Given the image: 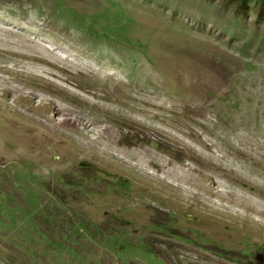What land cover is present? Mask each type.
Wrapping results in <instances>:
<instances>
[{
  "label": "rangeland",
  "instance_id": "1",
  "mask_svg": "<svg viewBox=\"0 0 264 264\" xmlns=\"http://www.w3.org/2000/svg\"><path fill=\"white\" fill-rule=\"evenodd\" d=\"M0 75L92 114L0 88V264H264V0H0Z\"/></svg>",
  "mask_w": 264,
  "mask_h": 264
},
{
  "label": "bare ground",
  "instance_id": "2",
  "mask_svg": "<svg viewBox=\"0 0 264 264\" xmlns=\"http://www.w3.org/2000/svg\"><path fill=\"white\" fill-rule=\"evenodd\" d=\"M48 52H46L47 54L45 55H48L47 57H45L46 59H43V58H33V59H30L29 62L36 65V64H39L41 66V69H39V72H33V75L37 76V77H42V78H46L48 79L49 81H52V83L54 82H57L58 84H62V86L64 87V89H68L70 92H73V93H77L76 90L78 89V87H80L84 92L82 94H79L80 96H84L86 97V94L87 93H91L92 96H93V100H97V99H101L104 100L107 95H103L102 93H97V92H92L90 89H88L86 86H78L77 87H72V88H69L68 83L66 84H63L61 82L62 81H67V82H70L69 81V78L70 76H67L65 75L60 69L57 68L56 66V61L58 60H55L56 56L54 55V52L52 51H49L47 50ZM83 59V58H82ZM74 67L76 70H79L80 68H83L81 67L79 64L77 63H74V65L72 66ZM63 70V68H61ZM103 69V68H102ZM101 70V69H100ZM108 70V69H107ZM58 72L60 73L58 75ZM106 72V71H105ZM104 72V73H105ZM95 73V72H94ZM99 73V72H98ZM102 73V72H100ZM108 73V72H107ZM106 73V74H107ZM105 74V75H106ZM97 76V75H96ZM41 79V78H40ZM60 79V81L58 80ZM10 80L9 79H6L5 77H3L2 75H0V88L10 92V93H21L22 95H25L27 97H29L30 99H33L34 101H36L37 103H40V102H44L48 105H50L52 108H54L56 111H61V112H66V113H69V125H74L75 123V120L78 121L79 124H84V122L86 120H88L86 118V115H92L91 113H89L88 111H83V115L81 113H78L77 111H75V106L72 101H69V100H66V99H63L62 97H60L58 94H52L50 93L49 90H47L46 88H44L43 86H40V85H37L36 87H32V86H29L27 84H23V83H17V84H13V83H10L9 82ZM72 81V80H71ZM48 82V81H47ZM71 83V82H70ZM29 84V83H28ZM51 84V82H50ZM56 84V83H55ZM53 85V84H52ZM77 88V89H75ZM92 88V87H91ZM99 89V88H97ZM138 89V88H137ZM101 90V88H100ZM106 91V90H105ZM140 90H135V93L136 95H133V99L134 100H140L141 97H138L139 94H137ZM145 93V92H144ZM47 95H51V97H48ZM154 95V94H153ZM26 97V98H27ZM132 97V96H131ZM149 99V97L147 98ZM146 99V100H147ZM153 100V99H152ZM145 102V101H144ZM151 102V101H150ZM100 103V102H99ZM127 103V102H126ZM148 103V102H147ZM152 103V102H151ZM89 104V102H88ZM149 104V103H148ZM95 105V104H94ZM138 105V104H137ZM143 105V104H142ZM70 106L72 108H70ZM99 106V105H98ZM138 107V106H137ZM140 107V106H139ZM124 108V107H123ZM143 108V107H142ZM80 111V109H79ZM146 111V110H145ZM152 111V110H150ZM123 112V111H122ZM129 112V111H128ZM59 113V112H58ZM127 114V112H126ZM132 114V113H131ZM138 114V113H137ZM144 114V113H142ZM148 114V113H147ZM136 115V114H134ZM53 117L55 118V115H53ZM101 119H93L92 120V123L95 122V123H98ZM143 121V119H142ZM133 122V121H132ZM136 122V121H135ZM129 123V122H128ZM87 124L90 125V122L87 121ZM76 125V124H75ZM135 125H137L135 123ZM140 125V124H138ZM150 125V124H149ZM146 126V125H145ZM73 129L75 128V126H72ZM150 127V126H149ZM140 129V128H139ZM156 129V127H155ZM147 130V129H146ZM153 130V129H152ZM85 132V131H84ZM158 132V131H157ZM88 134V130L87 132H85ZM66 134V132H65ZM184 134V132L182 133V135ZM143 137V136H142ZM84 139L83 137H75L74 140L75 142L77 143L78 146H84L82 143L84 142ZM90 144H92V142H89ZM204 148V146H203ZM103 151V150H102ZM107 153V152H106ZM108 154V153H107ZM130 155H133V156H136L138 157L140 160H143L145 158V156L147 155V153H145V151H141L140 152H131ZM164 165H170V162H168L167 160H164ZM164 165L161 166L162 169H164ZM164 172H166L167 174L171 175L174 179L176 180H181L183 179L185 176V174L183 172H178V171H175V170H165ZM171 185V182H166V187H169ZM177 185V184H176ZM196 195V194H195ZM235 197H239L238 194H235ZM243 201H244V204H247L249 208H252V209H255L257 211H260L262 213H264V204H258L260 205L259 207H256L254 204H253V201L252 199L250 198L249 195L247 196H244L243 198Z\"/></svg>",
  "mask_w": 264,
  "mask_h": 264
}]
</instances>
